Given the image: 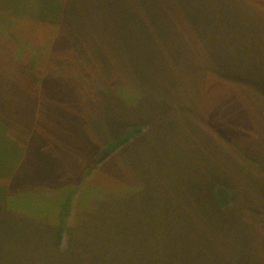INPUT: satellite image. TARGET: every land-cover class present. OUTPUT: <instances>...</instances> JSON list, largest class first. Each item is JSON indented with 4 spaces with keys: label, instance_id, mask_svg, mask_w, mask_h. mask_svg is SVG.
I'll return each mask as SVG.
<instances>
[{
    "label": "rangeland",
    "instance_id": "rangeland-1",
    "mask_svg": "<svg viewBox=\"0 0 264 264\" xmlns=\"http://www.w3.org/2000/svg\"><path fill=\"white\" fill-rule=\"evenodd\" d=\"M156 1L0 0V264H264V0Z\"/></svg>",
    "mask_w": 264,
    "mask_h": 264
},
{
    "label": "trees",
    "instance_id": "trees-1",
    "mask_svg": "<svg viewBox=\"0 0 264 264\" xmlns=\"http://www.w3.org/2000/svg\"><path fill=\"white\" fill-rule=\"evenodd\" d=\"M173 1H175L173 10H175V8H179V7H187V8L193 7V8H196V9L203 12V0H173ZM142 4H143V11L149 12V13L152 12L153 15L154 14L158 15L157 18L155 19V27L156 28L166 27L168 25L167 24L168 20L162 18V15L167 12V8H166L165 3H160L161 11H158L159 3L156 0H143ZM135 21H137V19H135ZM138 27L142 32L147 33V36H145V38H144V43H147L146 45H149L151 43L150 42L151 36L149 35V32L145 29V27H146L145 24H143V23L140 24V22H139ZM129 139L130 138H128L127 140H129ZM89 257H90V255L89 256H79V257H77V260H75L74 264H77L76 262L78 260L80 262L78 264H88L87 260L89 259Z\"/></svg>",
    "mask_w": 264,
    "mask_h": 264
}]
</instances>
